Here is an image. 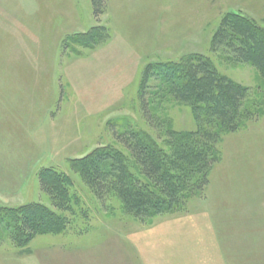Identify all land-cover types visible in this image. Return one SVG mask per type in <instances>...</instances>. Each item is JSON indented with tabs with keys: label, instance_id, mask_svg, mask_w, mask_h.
Returning a JSON list of instances; mask_svg holds the SVG:
<instances>
[{
	"label": "rangeland",
	"instance_id": "374dc122",
	"mask_svg": "<svg viewBox=\"0 0 264 264\" xmlns=\"http://www.w3.org/2000/svg\"><path fill=\"white\" fill-rule=\"evenodd\" d=\"M231 13L264 30V0H107L98 19L91 0H0V206L41 204L68 222L64 233L27 246L0 229V264H140L129 251L134 235L184 213L140 220L113 193L100 202L74 161L109 147L124 156L133 181L145 183L116 135L137 128L170 153L168 132L197 129L191 106L153 80L145 92L153 122L140 102L150 66L193 55L248 90V116L245 126L223 135L210 184L187 213L206 209L222 264H264V76L213 51ZM94 26L107 27L110 39L97 48L75 42ZM45 168L71 179L69 211L56 209L42 191Z\"/></svg>",
	"mask_w": 264,
	"mask_h": 264
},
{
	"label": "trees",
	"instance_id": "16d2710c",
	"mask_svg": "<svg viewBox=\"0 0 264 264\" xmlns=\"http://www.w3.org/2000/svg\"><path fill=\"white\" fill-rule=\"evenodd\" d=\"M91 1L98 19L106 13L107 0ZM109 39L107 27L94 26L76 35L75 42L97 48ZM213 51H223L234 62L253 66L264 76V30L240 13H231L224 19L214 36ZM152 80L160 91L191 106L197 129L186 134L168 132L170 153L164 152L140 129L129 126L123 134L116 135L146 182H134L124 156L109 147L74 161L100 202L113 193L140 220L186 214L190 200L201 197L210 184V173L220 159L219 143L223 135L245 126L242 120L248 116L245 109L248 90L220 75L208 59L193 55L176 63H156L145 72L140 102L150 123L154 118L145 92ZM39 181L56 209L70 210L72 183L65 173L45 168L39 174ZM67 225L65 217L41 204L19 208L0 206V229L20 246L29 245L40 235L62 234Z\"/></svg>",
	"mask_w": 264,
	"mask_h": 264
},
{
	"label": "crops",
	"instance_id": "0c3cea01",
	"mask_svg": "<svg viewBox=\"0 0 264 264\" xmlns=\"http://www.w3.org/2000/svg\"><path fill=\"white\" fill-rule=\"evenodd\" d=\"M198 210L193 209L192 212L183 214L174 219L175 221L161 225L149 233H136L129 250L135 259L133 263L222 264L219 247L221 241L215 233L213 224L209 226L208 222L206 223L207 220H211L210 215H206L205 208ZM201 237L203 242L200 240Z\"/></svg>",
	"mask_w": 264,
	"mask_h": 264
}]
</instances>
